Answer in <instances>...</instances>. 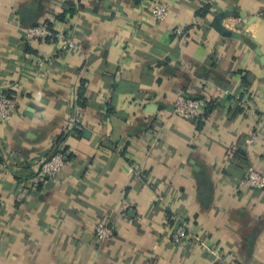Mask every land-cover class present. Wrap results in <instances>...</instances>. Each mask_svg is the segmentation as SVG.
Returning <instances> with one entry per match:
<instances>
[{"label": "crops", "instance_id": "0c3cea01", "mask_svg": "<svg viewBox=\"0 0 264 264\" xmlns=\"http://www.w3.org/2000/svg\"><path fill=\"white\" fill-rule=\"evenodd\" d=\"M39 24L53 35L27 43ZM7 92L0 264H264V190L243 185L264 174V0H0ZM179 92L210 99L199 121L174 113ZM172 215L196 238L174 246Z\"/></svg>", "mask_w": 264, "mask_h": 264}, {"label": "built area", "instance_id": "2783aa9c", "mask_svg": "<svg viewBox=\"0 0 264 264\" xmlns=\"http://www.w3.org/2000/svg\"><path fill=\"white\" fill-rule=\"evenodd\" d=\"M169 7L162 3H156L151 7L152 17L155 21L162 22L165 21L169 15ZM182 29H177L178 33H181ZM25 40L27 43H32L40 39H45L46 37L52 36V32L45 24H39L26 29ZM59 43L61 44L62 51H71L77 48V44L68 37L67 35L61 33L56 35ZM42 65V61H39V68ZM219 94L230 95L228 90L221 91L218 90ZM234 100L241 106L247 105V100L242 94L234 96ZM211 103L210 99L205 98H192L186 96L183 92H179L174 102V113L187 121L197 122L199 121L204 113L206 112L208 105ZM12 114V99L3 93L0 96V121H8L11 119ZM68 157L67 151H61L49 159L43 164L34 182L43 181L45 178H55L59 173H61L65 167L66 160ZM243 185L247 189L252 190H264V174L257 170H249ZM172 221L179 225V229L175 231L172 235V244L177 247L183 246L187 240L196 238L192 235L183 221V219L178 215H172ZM116 228L113 225L107 224L105 222H99L95 225L94 235L99 242L108 241L115 237Z\"/></svg>", "mask_w": 264, "mask_h": 264}, {"label": "water", "instance_id": "95a60500", "mask_svg": "<svg viewBox=\"0 0 264 264\" xmlns=\"http://www.w3.org/2000/svg\"><path fill=\"white\" fill-rule=\"evenodd\" d=\"M221 19H222L221 16L217 18L216 21L218 22V24L216 25V29H218V31H220L222 34H224V35H226V36H228V37H234V38H237V37H238L237 34H235V33H233V32H230V31L224 29V27L221 25V21H220ZM257 53L261 55V53H260L259 50H257Z\"/></svg>", "mask_w": 264, "mask_h": 264}, {"label": "trees", "instance_id": "16d2710c", "mask_svg": "<svg viewBox=\"0 0 264 264\" xmlns=\"http://www.w3.org/2000/svg\"><path fill=\"white\" fill-rule=\"evenodd\" d=\"M59 20H60V21H63V20H64V18H62V17H59ZM6 94H7V96H8L9 98H11V93H8V92H7ZM58 149H59V148H58Z\"/></svg>", "mask_w": 264, "mask_h": 264}]
</instances>
